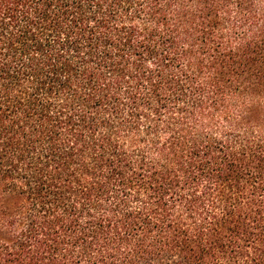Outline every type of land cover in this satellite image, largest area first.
I'll return each mask as SVG.
<instances>
[{
  "label": "trees",
  "instance_id": "trees-1",
  "mask_svg": "<svg viewBox=\"0 0 264 264\" xmlns=\"http://www.w3.org/2000/svg\"><path fill=\"white\" fill-rule=\"evenodd\" d=\"M0 264H264V0H0Z\"/></svg>",
  "mask_w": 264,
  "mask_h": 264
}]
</instances>
